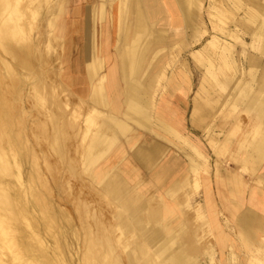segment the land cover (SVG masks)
Segmentation results:
<instances>
[{
    "label": "rangeland",
    "instance_id": "rangeland-1",
    "mask_svg": "<svg viewBox=\"0 0 264 264\" xmlns=\"http://www.w3.org/2000/svg\"><path fill=\"white\" fill-rule=\"evenodd\" d=\"M10 1H3L0 15V59L5 66L6 104L21 144L15 154L8 151L5 155L12 167L2 178L25 191L27 219L44 244L61 243L64 257L72 264H84L88 245L103 260L113 257L120 264H141L153 248L137 238L136 227L120 224L127 219L124 209L102 189L105 181L112 180L117 194L122 189L133 206L146 201L148 210L152 207L158 213L163 205L173 206L170 217L162 216L164 225L175 229L184 224L189 229L183 243L200 248V263L209 257L214 264L264 261V232H255V243L248 241L236 221L244 211L240 199H248L250 190L264 198V184L257 176L262 165L253 171L236 162L233 159L240 154L235 145L222 142L230 132L233 143L243 134L252 136L247 113L228 99L237 91L238 82L249 81L248 55L264 62L263 35L248 31L264 26V0H181L190 18L185 24L179 12L183 35L175 40L170 39L168 25L152 24L155 32L140 76L145 82L142 100L147 117L143 123L130 124L127 133L92 164L91 170L102 172L96 179L84 167V146L90 134L84 135V118L93 107L91 88L106 74L109 58L119 59L122 0H83L92 7L91 23L83 26L87 31L82 34L78 24L71 27L78 16L71 7L74 0H18L15 7ZM98 4L104 7L96 8ZM254 10L255 18L250 15ZM17 16L24 31L10 28V20ZM133 17L129 9L125 21L132 22ZM104 18L111 20L110 30L101 23ZM53 20L63 26V34L54 36ZM5 43L21 54L20 61L4 48ZM24 59L29 68L23 66ZM230 62L229 69L226 64ZM255 69L258 75L260 69ZM234 70L233 84L224 86L225 74ZM120 86H124L122 81ZM159 120L173 131L160 128ZM134 133L139 134L134 146L161 145L153 163L143 166L131 155L134 146L126 144V138ZM165 155L177 156L179 161L156 182L151 174ZM191 163L198 165L195 172ZM32 189L45 208L32 197ZM140 215L145 218L147 214L141 211ZM20 226L23 240L34 241L31 230L23 223ZM9 256L11 251L4 250L3 257Z\"/></svg>",
    "mask_w": 264,
    "mask_h": 264
},
{
    "label": "bare ground",
    "instance_id": "bare-ground-1",
    "mask_svg": "<svg viewBox=\"0 0 264 264\" xmlns=\"http://www.w3.org/2000/svg\"><path fill=\"white\" fill-rule=\"evenodd\" d=\"M4 0H0V15L3 12L5 5ZM181 1V0H179ZM254 2V0H250ZM18 0H11V6H17ZM140 0H122L120 16L122 22L120 25V33L118 40L120 41L118 56H119V73L109 72L102 75L95 85L91 88L89 94L91 107L84 118L85 129L84 135L90 131L88 135L87 144L84 146V167L88 170L93 179L101 176L100 170H91L92 164L98 160L111 147L117 138L127 133L130 124L143 123V119L147 115L143 111L142 96L145 92V83L141 80V74L144 71L143 67L147 65V50L151 47V34L153 30L152 23H148L147 16L139 6ZM256 6V5H255ZM132 9L134 17L132 22L125 21L128 10ZM180 11L182 12L185 24H189L190 12L185 11L180 3ZM169 12V11H168ZM21 14V12H20ZM250 15L255 18L257 11H251ZM181 19L178 20L181 22ZM10 28L14 32L24 31L21 23H19V16L16 19L10 20ZM177 22L171 25L173 34L170 35L171 40L181 37L182 22ZM264 24V21H263ZM73 24H71V27ZM51 26L54 27V36L63 34V26L57 21H52ZM128 26V27H127ZM248 31H255L254 33H261L263 35L264 43V26H259L257 30L248 29ZM148 36V38H146ZM4 48L11 52L12 56L20 61V53L11 48L8 43L3 44ZM229 48H224L228 50ZM24 67L29 68V61L21 60ZM101 62V61H100ZM245 64L250 68L249 81L237 83L234 89L237 91L229 97V103L233 105H240L247 113L248 122L252 124V136L242 135L240 140L233 143L230 132L222 140L223 144L232 146L235 145L237 153L240 154L234 158L236 162L245 166H250L251 170L256 171L258 166L262 165L261 169L257 171L258 178L264 184V62L256 55L249 54L246 58ZM227 68H231V62L226 64ZM98 62L93 65V70L98 71ZM4 67L0 59V264H72L64 257V248L61 243L57 246H47L44 244L42 238L35 232L36 227L27 219V207L25 200V191L15 189L9 185V182L4 180L2 176L12 167V164L6 154L10 151L12 154L17 152V146L21 143L18 139V133L12 128L13 118L9 108L6 104V97L4 92ZM259 67L258 75L256 69ZM90 75V74H89ZM235 75V70L231 74H225L226 78L222 81L224 86H229ZM91 76V75H90ZM117 79L124 84L121 90L116 88ZM106 81V85L104 82ZM236 82V81H234ZM255 83V84H254ZM233 84V83H232ZM244 85V86H243ZM243 86V89H242ZM254 88V89H253ZM242 89V90H241ZM121 97L118 101L117 97ZM105 110V112L99 110ZM194 120V119H193ZM195 122V121H193ZM159 127L163 130L168 129L173 131L165 122L159 120ZM175 132V131H174ZM55 136L59 132L54 131ZM139 134H131L126 138V144L133 145L138 139ZM196 147L197 145H191ZM198 148V147H197ZM197 153L201 156L199 148ZM161 151V145L149 144L136 145L132 149L131 155L138 163L143 166L153 163L157 155ZM175 161H166L159 164L155 172L151 174V179L158 182L167 176L174 169ZM196 163H191L190 168L193 172L197 170ZM183 178L184 175H181ZM15 178L19 180L20 175L15 174ZM180 181V180H178ZM102 189L108 192L112 197L118 200L120 206L124 209L126 220H120L123 226L136 227L137 238L143 240L148 246L153 248V251L146 255L141 260V264H214L212 258L209 261L200 263L198 260L199 247H189L184 245L183 240L188 233L184 224L177 228H170L164 225V217H170L174 213V207L171 205H163L160 213L152 207H149L146 201H140L133 206L129 200L130 198L121 193L119 194L115 184L112 180L105 181ZM32 197L37 202H40V207L45 208L40 196L35 190H30ZM260 194V193H259ZM254 190H250L248 199H240V207H244V211L240 213L237 218V224L240 232L248 241L255 243V232H264V198L259 196ZM49 206L47 211H49ZM233 211V209H230ZM51 211V210H50ZM141 211L146 212V217L140 215ZM161 216V217H160ZM23 223L31 233L29 234L32 242H26L23 239V229L20 224ZM148 224V227L144 225ZM34 232V233H33ZM101 242L104 252H107V246L103 241ZM103 242V243H102ZM142 249V248H141ZM10 250L11 256L8 259L3 257V251ZM212 255V254H211ZM155 256V259L153 257ZM156 258L158 260H156ZM84 264H120L116 258L103 260L97 255V252L92 250L91 246H87V252L84 256ZM260 264H264L263 260H259ZM132 264V263H131Z\"/></svg>",
    "mask_w": 264,
    "mask_h": 264
},
{
    "label": "crops",
    "instance_id": "crops-1",
    "mask_svg": "<svg viewBox=\"0 0 264 264\" xmlns=\"http://www.w3.org/2000/svg\"><path fill=\"white\" fill-rule=\"evenodd\" d=\"M139 6L141 8V10H143V12L146 14L147 16V22L148 23H161L162 25L165 26H169L171 27L172 24H176L178 21V15L180 12V1L179 0H140ZM72 9L75 10L78 16L75 17V19H77V22H71V24L73 23V25L78 24L79 25V33L82 34L83 32H86L87 29L84 28L83 30V26H87L89 25L90 22V10H91V5L83 3V0H74V3L72 4ZM96 8H103L102 6H100L99 4L97 6H95ZM169 11V12H168ZM89 15V17H88ZM161 20V21H160ZM133 21V19H132ZM102 25H104V28L110 30V28L108 27L109 25L111 26V20H108L107 22L104 20L101 22ZM181 23V22H180ZM107 26V27H106ZM172 28V27H171ZM170 28V32L173 34V29ZM104 29V31H105ZM104 32L103 34L105 36H103V41H108L107 39V34H109V31ZM81 39V36H80ZM105 50L107 49V45H104ZM110 59V64L106 66V74H108L109 72H114L116 74L119 73V59H117V62H113V60L115 59L113 56H111ZM108 59V60H109ZM105 74V76H106ZM121 80L117 79V84H116V88L119 90L122 86H120ZM105 85H106V81H105ZM118 98V97H117ZM119 98L121 99L120 95ZM118 98V101H119ZM174 160L175 163H178L179 158L177 156H169L166 157L165 155V159L163 162L166 161H171Z\"/></svg>",
    "mask_w": 264,
    "mask_h": 264
}]
</instances>
